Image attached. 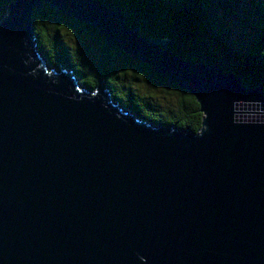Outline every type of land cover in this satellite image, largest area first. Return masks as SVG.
Wrapping results in <instances>:
<instances>
[{"label":"water","instance_id":"water-1","mask_svg":"<svg viewBox=\"0 0 264 264\" xmlns=\"http://www.w3.org/2000/svg\"><path fill=\"white\" fill-rule=\"evenodd\" d=\"M47 6L192 95L194 134L48 68ZM0 264H264V93L186 60L100 0H12L0 21Z\"/></svg>","mask_w":264,"mask_h":264},{"label":"trees","instance_id":"trees-1","mask_svg":"<svg viewBox=\"0 0 264 264\" xmlns=\"http://www.w3.org/2000/svg\"><path fill=\"white\" fill-rule=\"evenodd\" d=\"M10 1L0 0V21ZM100 1L123 10L130 28L168 39L182 58L234 73L242 84L260 86L264 93V0ZM31 20L38 52L50 69L73 70L86 91L105 81L115 104L154 127L198 131L202 114L192 95L126 54L108 50L90 25L46 5L33 9ZM84 37L92 38L98 50L92 62L84 48L69 44Z\"/></svg>","mask_w":264,"mask_h":264},{"label":"rangeland","instance_id":"rangeland-1","mask_svg":"<svg viewBox=\"0 0 264 264\" xmlns=\"http://www.w3.org/2000/svg\"><path fill=\"white\" fill-rule=\"evenodd\" d=\"M243 35V34H242ZM76 40V41H75ZM92 38L89 37H84L80 39H72L69 40V44L73 48L81 47L84 48L86 53H87V58L91 60V62L96 58L98 54V50L93 48L90 44V41ZM48 68L50 67L48 64H45ZM142 92H148L147 89H142Z\"/></svg>","mask_w":264,"mask_h":264}]
</instances>
